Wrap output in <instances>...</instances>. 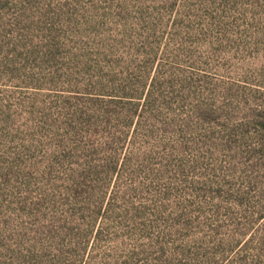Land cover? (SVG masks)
<instances>
[{"label":"rangeland","instance_id":"1","mask_svg":"<svg viewBox=\"0 0 264 264\" xmlns=\"http://www.w3.org/2000/svg\"><path fill=\"white\" fill-rule=\"evenodd\" d=\"M150 69L189 122L148 199L115 202L124 264H264L237 248L264 205V0H0V253L60 200L48 138L71 93Z\"/></svg>","mask_w":264,"mask_h":264},{"label":"trees","instance_id":"2","mask_svg":"<svg viewBox=\"0 0 264 264\" xmlns=\"http://www.w3.org/2000/svg\"><path fill=\"white\" fill-rule=\"evenodd\" d=\"M163 78L162 70L155 76L151 69L141 75L112 70L89 77L83 90L71 93L64 118L54 120L48 138L60 200H44L31 226L14 229L0 264H124V230L133 221L115 202L148 199L164 161L171 165L180 148L171 141L189 122L180 110L164 113L156 105ZM257 215L244 218L241 237L250 238L237 248L261 255L264 205ZM141 225L149 229L154 223Z\"/></svg>","mask_w":264,"mask_h":264}]
</instances>
